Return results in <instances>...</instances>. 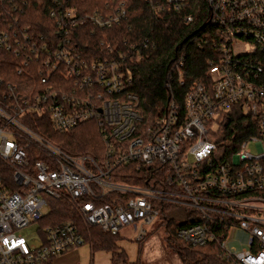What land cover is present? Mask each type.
I'll return each instance as SVG.
<instances>
[{
  "label": "built area",
  "instance_id": "obj_1",
  "mask_svg": "<svg viewBox=\"0 0 264 264\" xmlns=\"http://www.w3.org/2000/svg\"><path fill=\"white\" fill-rule=\"evenodd\" d=\"M4 1L0 51L17 74L33 73L37 80L23 82L21 90L0 78V162L12 171L0 169V264H41L84 244L73 221L39 229L40 245L18 233L39 223L50 200L60 198L73 203L86 225L113 234L140 220L151 224L163 204L185 205L200 221L183 225L181 239L195 246L218 240L234 264H264V0H206L205 31L194 40L211 51L206 75L188 85L182 102L171 95L164 114L148 125L124 70L128 54L118 49L89 60L71 35L86 22L101 28L121 23L124 8L85 18L72 10L58 17L53 10L60 34L37 36L30 25L9 21ZM147 1L155 10L182 11L192 0ZM183 17L194 20L192 13ZM128 52L140 53V45ZM187 59L185 52L178 56L167 85L173 78L185 85ZM231 111L245 121L227 140L223 123ZM46 112L58 132L94 120L102 158L69 154L24 120ZM127 164L146 167L145 184L117 180L133 176L118 171ZM108 195L121 199L100 204ZM236 229L246 235L241 250L232 245ZM146 235L142 229L139 241Z\"/></svg>",
  "mask_w": 264,
  "mask_h": 264
},
{
  "label": "trees",
  "instance_id": "obj_2",
  "mask_svg": "<svg viewBox=\"0 0 264 264\" xmlns=\"http://www.w3.org/2000/svg\"><path fill=\"white\" fill-rule=\"evenodd\" d=\"M5 0L1 5L8 10L9 21L16 23L19 20L22 25H30L33 35H54L59 28L56 17L51 14L53 10L60 17L65 12L72 10L79 18H85L88 14L95 12L112 13L119 7L126 10V17L121 23L112 27L101 28L86 22L81 28L71 32L75 43H79L89 60L101 59L115 56L118 49L127 53L124 60V70L131 78L130 90L139 97V109L146 125L161 117L166 110L169 97L178 93L179 99L183 101V95L188 85L194 80L202 81L206 75V60L211 54L208 47L200 48L194 41L205 31L208 19V6L206 0H192L191 6L177 11L170 7L164 10L154 9L147 0ZM14 4L18 9L14 11ZM194 14V20L187 23L184 14ZM60 34V32L58 33ZM148 39V46L143 43ZM111 48H108V44ZM131 44L140 45L141 52L131 54L128 52ZM113 49V51L111 50ZM185 52L187 54V66L185 85H179L176 78L167 85L173 65L178 56ZM8 54L0 51V78L19 85L22 90L23 82L28 79L35 81V74L19 75L13 66L5 62ZM1 80V79H0ZM2 87V84H0ZM2 89V88H1ZM240 114L229 112L223 123V129L227 140L234 135L236 129H240L242 121ZM246 118V117H245ZM24 120L29 126L49 140L60 146L64 151L72 155L90 154L98 159L102 158L104 144L99 133L96 122L86 121L65 131L54 130L50 115L29 113ZM249 121V120H248ZM135 164L119 167L118 171L129 172L130 175H121L117 180L134 184H145V178L149 171L146 167L136 170ZM0 169L12 174L10 168L0 162ZM143 176H138V175ZM121 197L106 196L99 199V203L114 202ZM176 204H163L160 210L166 211L175 208ZM158 207V205H157ZM163 221L166 235L167 248L175 252L181 258L183 264H234L227 259L219 246L218 240H213L205 245L195 246L181 239L178 230L187 224L200 221V213L192 209L185 222H178L174 217H166ZM73 221L79 227L85 238V243L91 245L93 251L106 250L111 253L112 264H144L141 258V248L136 261L128 259L126 251L118 244L120 233L113 234L98 226H88L80 217L76 207L66 198L50 200L48 214L39 221V229L47 225H57L63 222ZM52 258L44 261L51 264Z\"/></svg>",
  "mask_w": 264,
  "mask_h": 264
},
{
  "label": "rangeland",
  "instance_id": "obj_3",
  "mask_svg": "<svg viewBox=\"0 0 264 264\" xmlns=\"http://www.w3.org/2000/svg\"><path fill=\"white\" fill-rule=\"evenodd\" d=\"M191 210L185 205H178L164 212L161 209L151 224H144L140 220L135 223L136 226L132 224L123 227L120 230L118 244L122 250L126 251L131 261L137 260L141 248L140 254L144 264H183L179 255L167 248L163 221L166 219L165 216H168L176 218L178 222H185ZM44 212L48 213V208H44ZM142 229L147 231V235L139 241L138 235ZM18 233L26 238L29 245H40L39 223H31L20 229ZM233 235L232 245L241 250L246 243L245 233L236 229ZM51 264H112V261L111 253L100 249L93 251L91 245L85 243L71 251L56 255L52 258Z\"/></svg>",
  "mask_w": 264,
  "mask_h": 264
},
{
  "label": "water",
  "instance_id": "obj_4",
  "mask_svg": "<svg viewBox=\"0 0 264 264\" xmlns=\"http://www.w3.org/2000/svg\"><path fill=\"white\" fill-rule=\"evenodd\" d=\"M204 26H205V24L202 25V27H204Z\"/></svg>",
  "mask_w": 264,
  "mask_h": 264
}]
</instances>
